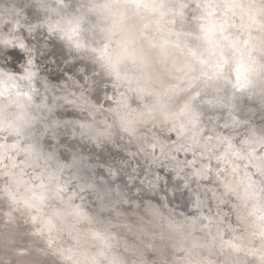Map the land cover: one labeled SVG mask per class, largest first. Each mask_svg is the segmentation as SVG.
<instances>
[{
	"label": "clouds",
	"instance_id": "1",
	"mask_svg": "<svg viewBox=\"0 0 264 264\" xmlns=\"http://www.w3.org/2000/svg\"><path fill=\"white\" fill-rule=\"evenodd\" d=\"M0 264H264V0H0Z\"/></svg>",
	"mask_w": 264,
	"mask_h": 264
},
{
	"label": "bare ground",
	"instance_id": "2",
	"mask_svg": "<svg viewBox=\"0 0 264 264\" xmlns=\"http://www.w3.org/2000/svg\"><path fill=\"white\" fill-rule=\"evenodd\" d=\"M71 87V86H70ZM41 91H43V89H41ZM54 92H56L55 89H53ZM67 93L64 91H60V92H56L57 96H63L66 95ZM44 98L43 96H38L36 98V102L39 103L41 101V99ZM70 99L72 97H69ZM47 105L49 107L52 108V112L49 114L50 118H55V117H59L60 120H75L77 118H83L80 115V110H75L73 107V105H69L67 103H65V101L62 104L56 105L57 100H53V98L51 96H49V98L46 101ZM62 106V107H61ZM45 113H48V108H45L43 110ZM68 113H71V115L69 116ZM85 116H87V113H84ZM60 132L61 133H67L68 136H72L73 133V129L68 127V126H64L60 128Z\"/></svg>",
	"mask_w": 264,
	"mask_h": 264
},
{
	"label": "water",
	"instance_id": "3",
	"mask_svg": "<svg viewBox=\"0 0 264 264\" xmlns=\"http://www.w3.org/2000/svg\"><path fill=\"white\" fill-rule=\"evenodd\" d=\"M42 102H45L44 101V98H42L41 99V101L39 102V103H42ZM64 102V100L63 99H59V100H57V103H56V105H59V104H62ZM75 110H80L78 107H73ZM66 126H68V127H70V128H72V129H75V131L76 132H79L81 129H80V127L78 126V125H74V124H67Z\"/></svg>",
	"mask_w": 264,
	"mask_h": 264
}]
</instances>
